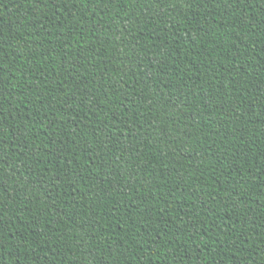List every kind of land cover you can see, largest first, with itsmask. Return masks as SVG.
Segmentation results:
<instances>
[{
    "label": "trees",
    "instance_id": "16d2710c",
    "mask_svg": "<svg viewBox=\"0 0 264 264\" xmlns=\"http://www.w3.org/2000/svg\"><path fill=\"white\" fill-rule=\"evenodd\" d=\"M0 264H264V0H0Z\"/></svg>",
    "mask_w": 264,
    "mask_h": 264
},
{
    "label": "snow or ice",
    "instance_id": "6c2138e0",
    "mask_svg": "<svg viewBox=\"0 0 264 264\" xmlns=\"http://www.w3.org/2000/svg\"><path fill=\"white\" fill-rule=\"evenodd\" d=\"M148 79L150 80L151 79V77L149 76L148 77ZM161 95H163V93H161ZM171 103H173V104H175L176 103V101H170Z\"/></svg>",
    "mask_w": 264,
    "mask_h": 264
}]
</instances>
